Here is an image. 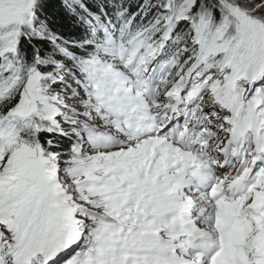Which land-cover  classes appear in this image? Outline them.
<instances>
[{"label":"snow or ice","instance_id":"6c2138e0","mask_svg":"<svg viewBox=\"0 0 264 264\" xmlns=\"http://www.w3.org/2000/svg\"><path fill=\"white\" fill-rule=\"evenodd\" d=\"M0 264H264V0H0Z\"/></svg>","mask_w":264,"mask_h":264}]
</instances>
